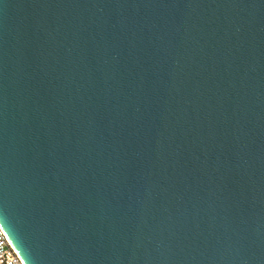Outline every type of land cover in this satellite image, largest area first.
Returning a JSON list of instances; mask_svg holds the SVG:
<instances>
[{"label": "water", "instance_id": "water-1", "mask_svg": "<svg viewBox=\"0 0 264 264\" xmlns=\"http://www.w3.org/2000/svg\"><path fill=\"white\" fill-rule=\"evenodd\" d=\"M0 231L21 264H264V0H0Z\"/></svg>", "mask_w": 264, "mask_h": 264}, {"label": "built area", "instance_id": "built-area-1", "mask_svg": "<svg viewBox=\"0 0 264 264\" xmlns=\"http://www.w3.org/2000/svg\"><path fill=\"white\" fill-rule=\"evenodd\" d=\"M0 264H21L0 231Z\"/></svg>", "mask_w": 264, "mask_h": 264}]
</instances>
